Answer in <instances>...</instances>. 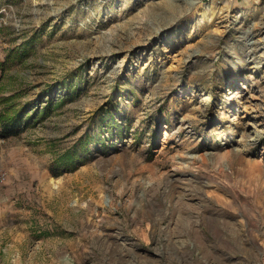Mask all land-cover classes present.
I'll use <instances>...</instances> for the list:
<instances>
[{
  "label": "rangeland",
  "instance_id": "rangeland-1",
  "mask_svg": "<svg viewBox=\"0 0 264 264\" xmlns=\"http://www.w3.org/2000/svg\"><path fill=\"white\" fill-rule=\"evenodd\" d=\"M7 118L0 264H264V0H0Z\"/></svg>",
  "mask_w": 264,
  "mask_h": 264
},
{
  "label": "trees",
  "instance_id": "trees-1",
  "mask_svg": "<svg viewBox=\"0 0 264 264\" xmlns=\"http://www.w3.org/2000/svg\"><path fill=\"white\" fill-rule=\"evenodd\" d=\"M10 121H12L11 119H5V120H0V131L1 134L6 133V130L8 129V126L10 125ZM12 132H15L14 129H11Z\"/></svg>",
  "mask_w": 264,
  "mask_h": 264
}]
</instances>
